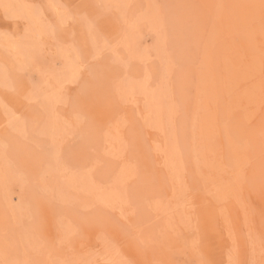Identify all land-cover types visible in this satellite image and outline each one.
Here are the masks:
<instances>
[{
  "label": "rangeland",
  "instance_id": "obj_1",
  "mask_svg": "<svg viewBox=\"0 0 264 264\" xmlns=\"http://www.w3.org/2000/svg\"><path fill=\"white\" fill-rule=\"evenodd\" d=\"M237 259L264 264V0H0V264Z\"/></svg>",
  "mask_w": 264,
  "mask_h": 264
},
{
  "label": "snow or ice",
  "instance_id": "obj_2",
  "mask_svg": "<svg viewBox=\"0 0 264 264\" xmlns=\"http://www.w3.org/2000/svg\"><path fill=\"white\" fill-rule=\"evenodd\" d=\"M202 264H208V262L207 261H203ZM234 264H242V261H240L239 259H237L236 261H234Z\"/></svg>",
  "mask_w": 264,
  "mask_h": 264
}]
</instances>
